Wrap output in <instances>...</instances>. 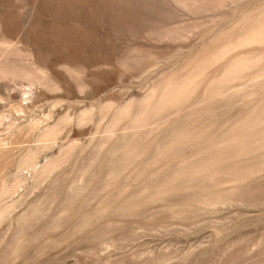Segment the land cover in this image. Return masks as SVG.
Segmentation results:
<instances>
[{
  "label": "rangeland",
  "instance_id": "1",
  "mask_svg": "<svg viewBox=\"0 0 264 264\" xmlns=\"http://www.w3.org/2000/svg\"><path fill=\"white\" fill-rule=\"evenodd\" d=\"M0 264H264V0H0Z\"/></svg>",
  "mask_w": 264,
  "mask_h": 264
}]
</instances>
